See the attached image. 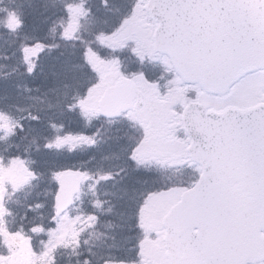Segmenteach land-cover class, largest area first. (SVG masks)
<instances>
[{
    "label": "snow or ice",
    "instance_id": "snow-or-ice-1",
    "mask_svg": "<svg viewBox=\"0 0 264 264\" xmlns=\"http://www.w3.org/2000/svg\"><path fill=\"white\" fill-rule=\"evenodd\" d=\"M0 264H264V0H0Z\"/></svg>",
    "mask_w": 264,
    "mask_h": 264
}]
</instances>
